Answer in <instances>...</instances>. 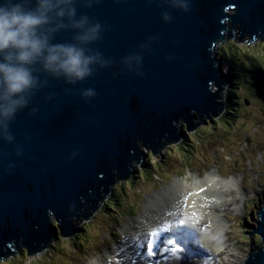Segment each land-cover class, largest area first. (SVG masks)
Listing matches in <instances>:
<instances>
[{
	"label": "water",
	"instance_id": "1",
	"mask_svg": "<svg viewBox=\"0 0 264 264\" xmlns=\"http://www.w3.org/2000/svg\"><path fill=\"white\" fill-rule=\"evenodd\" d=\"M75 3L77 17L100 24V38L86 46L99 56L82 81L49 77L7 130L0 127V261L71 236L72 222L87 219L142 163L140 146L154 155L182 139L180 119L192 131L223 114L230 74L218 44L236 31L264 40V0H189L187 12L171 0ZM72 36L61 30L56 40ZM89 89L96 94L84 95ZM257 221L249 228L264 240V206ZM242 264H264V246Z\"/></svg>",
	"mask_w": 264,
	"mask_h": 264
},
{
	"label": "rangeland",
	"instance_id": "2",
	"mask_svg": "<svg viewBox=\"0 0 264 264\" xmlns=\"http://www.w3.org/2000/svg\"><path fill=\"white\" fill-rule=\"evenodd\" d=\"M239 36L236 31L233 38L226 37L218 44L222 70L235 72L227 86L233 87L226 99L230 108L227 113L212 116L210 122L205 119L206 122L192 131L186 130L180 119L181 141L160 147L154 155L148 146H140L144 153L142 163H133L134 172L129 179L117 180L97 209L88 211L87 219L79 216L72 222L76 230L71 236H57L43 252L31 256L20 247L0 264H99L102 256L115 259L117 250L126 242L125 236L129 232L125 227L130 217L142 215L146 206L156 214L161 212L164 202L170 201L177 206L181 201V185L170 189L166 186L176 177L192 183L195 177H203L211 171L223 179L234 178L244 192L237 209H228L220 216L227 242L245 251L246 256L264 245L260 235L249 228H257L258 210L264 206V127L259 119L264 115V40L250 41L245 35L241 39ZM254 102L258 116L250 117ZM241 108L244 112L240 111ZM247 120L252 121L248 124ZM220 186L203 190L204 194L196 196V203L207 197L213 198L212 193L218 194ZM106 198L112 199L114 205L106 204ZM147 214L151 213L148 211ZM147 219L151 218L148 216ZM51 222L57 226L54 218ZM249 232L253 233L249 235ZM133 236L140 237V232L136 231ZM136 253L132 249L127 258ZM139 262L146 264V259Z\"/></svg>",
	"mask_w": 264,
	"mask_h": 264
},
{
	"label": "clouds",
	"instance_id": "3",
	"mask_svg": "<svg viewBox=\"0 0 264 264\" xmlns=\"http://www.w3.org/2000/svg\"><path fill=\"white\" fill-rule=\"evenodd\" d=\"M171 5L190 10L189 0ZM99 29L86 14L77 17L75 0H35L31 6L29 0H0V127L7 130L49 77L76 83L90 76L99 54L90 55L86 46L100 38ZM61 30H72V39L58 42Z\"/></svg>",
	"mask_w": 264,
	"mask_h": 264
},
{
	"label": "bare ground",
	"instance_id": "4",
	"mask_svg": "<svg viewBox=\"0 0 264 264\" xmlns=\"http://www.w3.org/2000/svg\"><path fill=\"white\" fill-rule=\"evenodd\" d=\"M248 92L250 93V91ZM252 106L254 109H252L253 113H249L250 117H253V115L258 116L256 103L254 102ZM240 111L244 112V109L241 108ZM259 119L260 124L264 127V115ZM141 151L143 150L141 149ZM178 184L181 185V201L179 204L173 206L170 201L164 202L160 207L161 212L157 214L152 213L146 206L142 215L137 218L130 217L125 227V230L129 232L125 236L127 243L124 242L122 249L117 250L115 259L102 256L99 264H102L101 261L106 264H141V262L135 263L136 256L127 258V255L132 254V249L143 254L146 264L151 260H154L155 264H168L170 261H172L171 264H242L245 262L246 252L227 242L226 231L220 217L228 209H237L239 199L244 194L239 183L234 178L223 179L216 172L211 171L203 177H195L192 183L183 177H176L175 181L170 182L166 188L170 189L174 185L178 186ZM219 185L221 186L218 188V194L212 193L213 198L207 197L199 204L196 203V196L200 193L204 194L203 190H210L211 187L216 188ZM229 190H233V192H229ZM148 211L151 214H147ZM168 211L171 213H168ZM148 216L151 219L148 220ZM181 221L183 223H180ZM175 223H178L176 227H182L187 234L192 235L190 251L194 254V258L184 256V252L188 248L173 252L170 249L171 246L164 244V241L169 239L170 229L174 230L175 226L172 224ZM165 228L167 231L160 234V248L154 256L149 257L146 254V240L152 238V232H159ZM136 231L140 232L139 238L133 236ZM128 243L132 248L129 247ZM127 251H130V253H127ZM163 256L165 258H162Z\"/></svg>",
	"mask_w": 264,
	"mask_h": 264
},
{
	"label": "snow or ice",
	"instance_id": "5",
	"mask_svg": "<svg viewBox=\"0 0 264 264\" xmlns=\"http://www.w3.org/2000/svg\"><path fill=\"white\" fill-rule=\"evenodd\" d=\"M180 223H183V222L181 221ZM166 231H167L166 228L161 229L159 232L154 231L151 233L152 238H149L146 240V242H145L146 243V254L149 257H152L157 253L158 249L161 246L160 234H161V232H166ZM164 244L167 246L176 245L175 247L171 248V251H173V252L180 250L178 243L174 239L169 238L166 241H164Z\"/></svg>",
	"mask_w": 264,
	"mask_h": 264
},
{
	"label": "trees",
	"instance_id": "6",
	"mask_svg": "<svg viewBox=\"0 0 264 264\" xmlns=\"http://www.w3.org/2000/svg\"><path fill=\"white\" fill-rule=\"evenodd\" d=\"M247 36H248V39H251V36L249 35V34H246ZM254 39H258V38H256V37H254ZM223 42V41H222ZM221 42V43H222ZM233 74H235V72H232L231 73V76H230V78H231V80L234 78V76H233ZM234 83V82H233ZM231 88L233 89V87L231 86ZM232 89H230V88H228L227 89V93H226V99H227V97L230 95V92H233V90ZM229 93V94H228ZM227 101V100H226ZM229 107H228V105L226 106V109H225V113H227V111H229ZM108 200V202L107 201H105V203L106 204H109V205H114V202H113V200L112 199H107ZM260 239L262 240V238L260 237ZM261 246H264V245H261Z\"/></svg>",
	"mask_w": 264,
	"mask_h": 264
},
{
	"label": "flooded vegetation",
	"instance_id": "7",
	"mask_svg": "<svg viewBox=\"0 0 264 264\" xmlns=\"http://www.w3.org/2000/svg\"><path fill=\"white\" fill-rule=\"evenodd\" d=\"M245 36H247V35H245ZM251 36V35H250ZM247 38H248V36H247ZM250 40H254V39H250ZM256 40V39H255Z\"/></svg>",
	"mask_w": 264,
	"mask_h": 264
}]
</instances>
